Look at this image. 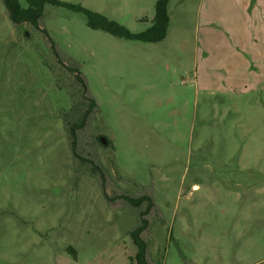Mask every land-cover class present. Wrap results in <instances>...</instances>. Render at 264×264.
<instances>
[{"label":"rangeland","instance_id":"1","mask_svg":"<svg viewBox=\"0 0 264 264\" xmlns=\"http://www.w3.org/2000/svg\"><path fill=\"white\" fill-rule=\"evenodd\" d=\"M61 1L141 33L158 0ZM242 3L170 0L166 38L142 43L52 5L16 27L0 0V264H131L146 205L114 190L138 185L163 217L156 261L264 264V66L239 56Z\"/></svg>","mask_w":264,"mask_h":264},{"label":"trees","instance_id":"2","mask_svg":"<svg viewBox=\"0 0 264 264\" xmlns=\"http://www.w3.org/2000/svg\"><path fill=\"white\" fill-rule=\"evenodd\" d=\"M1 1L10 21L16 27H19L24 23H30L34 28L40 29V21L43 18L45 7L47 5L63 7L84 14L87 18L88 26L93 30H102L119 39L142 43H158L163 41L167 36L170 24V16L168 14L170 0L157 1L153 24L150 28L141 33H132L124 25L110 20L100 13L88 10L81 5H75L61 0H26L27 7H24L19 0ZM73 71L78 72V70L75 69ZM79 80L85 89V93L87 94V96L86 94L85 96L90 104L80 125L73 127L71 131L73 136L72 151L76 157L85 161L79 157L76 152L75 133L76 129L84 127L88 116H90L95 110L96 103L88 92L85 78L79 76ZM114 192L117 198L126 201L134 208L146 205L145 209L140 213L139 226L131 233V238L137 246V253L135 257L131 258V264H162L160 261L153 259L149 248L152 228L156 225H162L163 218L159 208L154 203L152 192L139 185L135 192L124 191L118 188L115 189Z\"/></svg>","mask_w":264,"mask_h":264},{"label":"crops","instance_id":"3","mask_svg":"<svg viewBox=\"0 0 264 264\" xmlns=\"http://www.w3.org/2000/svg\"><path fill=\"white\" fill-rule=\"evenodd\" d=\"M241 20L247 31L239 38V56L247 66L249 60L243 54L250 51L255 64L264 66V0H244L241 4Z\"/></svg>","mask_w":264,"mask_h":264},{"label":"water","instance_id":"4","mask_svg":"<svg viewBox=\"0 0 264 264\" xmlns=\"http://www.w3.org/2000/svg\"><path fill=\"white\" fill-rule=\"evenodd\" d=\"M101 141H102V143H103L104 145H107V143H108V142L106 141L105 138H102Z\"/></svg>","mask_w":264,"mask_h":264}]
</instances>
